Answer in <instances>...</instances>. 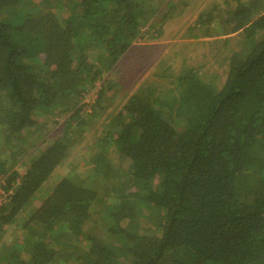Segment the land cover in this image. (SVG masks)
<instances>
[{
  "label": "trees",
  "instance_id": "obj_1",
  "mask_svg": "<svg viewBox=\"0 0 264 264\" xmlns=\"http://www.w3.org/2000/svg\"><path fill=\"white\" fill-rule=\"evenodd\" d=\"M162 1L0 0V264H264V0L199 14L241 35L221 79L161 58L133 87L117 63L162 34ZM49 114L56 133L19 163Z\"/></svg>",
  "mask_w": 264,
  "mask_h": 264
},
{
  "label": "rangeland",
  "instance_id": "obj_2",
  "mask_svg": "<svg viewBox=\"0 0 264 264\" xmlns=\"http://www.w3.org/2000/svg\"><path fill=\"white\" fill-rule=\"evenodd\" d=\"M164 1L166 2L167 0ZM164 1L159 3L157 6L158 9ZM170 1L174 4L173 8L170 9V17L164 21L162 34L155 38L150 37L148 33L143 34V36L136 41L137 45L132 47V52L127 53L117 63L121 70L128 69L126 76H130L128 83H131V85L134 84L133 87L141 82H150L155 79V73H159V67H157L158 60L161 58L165 63H169L171 60L173 61V65L171 66V69H174V71H172L173 73H177L183 65H188L198 70L199 74H204L206 76L215 74L220 76L221 79L223 70L225 69L224 63L222 62L223 57L227 56L229 53L237 52L243 47L241 35L234 33L227 36L219 34L211 36V34L207 35L203 29L197 27L196 21L199 18V14L203 12L207 13V15H211V18L216 17L215 14L218 15V13L213 9L218 10L224 7V0ZM162 15L163 11L159 10L153 19L157 20ZM214 19L210 20V22H206L213 23ZM214 25L217 30V25L215 23ZM218 29L217 31L220 33L221 27ZM168 81L170 83V78H168V80L165 79L163 83L166 85ZM169 85L172 86L171 83ZM95 90L96 88H93L87 92L84 101H90L91 98H94ZM53 118L54 116L50 114L35 117L36 126L33 127L35 137L29 136V140L25 139L22 150L24 151V155L20 158L19 163H21L25 157L31 156L36 146L41 149L53 137L54 133H56L55 130H57L55 128L63 121L62 118H56L59 123L55 125ZM100 122L101 119L95 120L93 128H90V130L83 135V140L74 150L75 156L71 158V163L76 162L79 156L81 158L80 152L83 151L90 142V136H92L94 132L97 134L101 131L102 126H98ZM43 125V129L39 128ZM95 127H97L96 131L94 129ZM65 162L66 163H63L55 169L54 175H56V177H61L68 173L70 169V155ZM20 169L19 167V170ZM0 192H3L1 188ZM37 203L36 199L31 203V206H35ZM26 217V213L20 214L16 222L21 223V220H25ZM15 227L14 225H10L6 228L5 234L2 236L3 243L4 241L10 242L14 238L20 239L18 230H16L17 228Z\"/></svg>",
  "mask_w": 264,
  "mask_h": 264
}]
</instances>
